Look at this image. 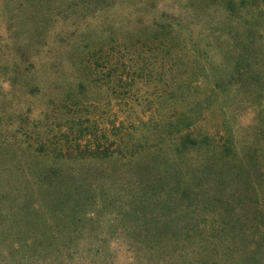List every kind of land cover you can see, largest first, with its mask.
Segmentation results:
<instances>
[{"label":"rangeland","instance_id":"374dc122","mask_svg":"<svg viewBox=\"0 0 264 264\" xmlns=\"http://www.w3.org/2000/svg\"><path fill=\"white\" fill-rule=\"evenodd\" d=\"M0 264H264V0H0Z\"/></svg>","mask_w":264,"mask_h":264},{"label":"trees","instance_id":"16d2710c","mask_svg":"<svg viewBox=\"0 0 264 264\" xmlns=\"http://www.w3.org/2000/svg\"><path fill=\"white\" fill-rule=\"evenodd\" d=\"M135 72H138V71H135Z\"/></svg>","mask_w":264,"mask_h":264}]
</instances>
